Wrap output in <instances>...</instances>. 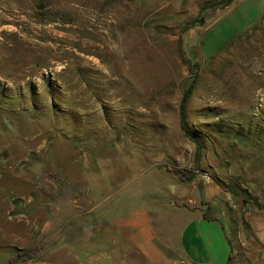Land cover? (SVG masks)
<instances>
[{
    "label": "rangeland",
    "instance_id": "1",
    "mask_svg": "<svg viewBox=\"0 0 264 264\" xmlns=\"http://www.w3.org/2000/svg\"><path fill=\"white\" fill-rule=\"evenodd\" d=\"M227 7L0 0V254L31 253L21 232L57 201L124 213L130 192L193 171L223 191L232 264L249 261L247 214H264V13L205 58L198 36Z\"/></svg>",
    "mask_w": 264,
    "mask_h": 264
},
{
    "label": "crops",
    "instance_id": "2",
    "mask_svg": "<svg viewBox=\"0 0 264 264\" xmlns=\"http://www.w3.org/2000/svg\"><path fill=\"white\" fill-rule=\"evenodd\" d=\"M263 13L264 0H233L198 36L203 57L213 56ZM153 185L127 194L121 205L133 202V207L124 213H118L121 206L107 215L112 206L101 208L104 201L95 209L74 197L57 201L49 223L21 232L23 247L38 250L32 260L11 263L10 251L0 256H11L9 264H137L138 256L147 264H228L231 240L221 188L199 179L183 183L170 178ZM247 215L251 263L243 264H264V214Z\"/></svg>",
    "mask_w": 264,
    "mask_h": 264
},
{
    "label": "trees",
    "instance_id": "3",
    "mask_svg": "<svg viewBox=\"0 0 264 264\" xmlns=\"http://www.w3.org/2000/svg\"><path fill=\"white\" fill-rule=\"evenodd\" d=\"M233 2V0H227V6H229L231 3ZM197 22H193L191 24H189L186 27L185 31H188L190 29H193L196 26ZM193 85L194 83L190 86V88L186 91L184 97H183V101L181 104V108H180V115H181V128L182 130L188 134L189 133V128L186 122V110H187V104L189 102L190 96L192 94V90H193ZM174 174L178 175L180 177L181 182L183 183H187L193 180L194 175L192 174L193 171H187V172H178V171H174ZM229 244L231 246V254L229 257V262L228 264H232V261L235 258V247L231 244V242L229 241ZM37 251L38 250H33L31 253H27V254H20L18 255V260H21L22 257L24 260H31L33 259L36 255H37ZM28 258V259H27ZM14 260H11V263H13Z\"/></svg>",
    "mask_w": 264,
    "mask_h": 264
}]
</instances>
